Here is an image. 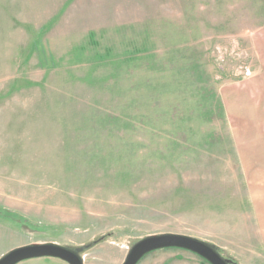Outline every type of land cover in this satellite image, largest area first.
Here are the masks:
<instances>
[{"label": "rangeland", "instance_id": "1", "mask_svg": "<svg viewBox=\"0 0 264 264\" xmlns=\"http://www.w3.org/2000/svg\"><path fill=\"white\" fill-rule=\"evenodd\" d=\"M164 233L264 264V0H0V256Z\"/></svg>", "mask_w": 264, "mask_h": 264}, {"label": "water", "instance_id": "2", "mask_svg": "<svg viewBox=\"0 0 264 264\" xmlns=\"http://www.w3.org/2000/svg\"><path fill=\"white\" fill-rule=\"evenodd\" d=\"M162 248H181L197 254L209 264H228L227 259L207 243L177 233L154 234L139 239L129 248L122 264H136L147 253ZM42 257L57 258L67 264H83L78 253L49 242L17 246L0 256V264H17L23 260Z\"/></svg>", "mask_w": 264, "mask_h": 264}, {"label": "crops", "instance_id": "3", "mask_svg": "<svg viewBox=\"0 0 264 264\" xmlns=\"http://www.w3.org/2000/svg\"><path fill=\"white\" fill-rule=\"evenodd\" d=\"M158 250H160V249H158ZM152 252H154V251H152ZM55 259H57V258H55ZM58 260V264H62V263H64V264H67L66 262H64V261H62V260H60V259H57Z\"/></svg>", "mask_w": 264, "mask_h": 264}]
</instances>
